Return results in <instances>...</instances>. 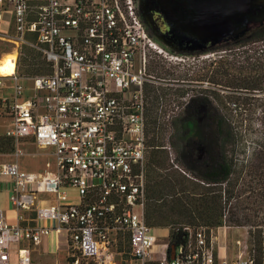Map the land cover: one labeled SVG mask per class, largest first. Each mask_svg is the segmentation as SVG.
<instances>
[{
    "label": "built area",
    "instance_id": "2783aa9c",
    "mask_svg": "<svg viewBox=\"0 0 264 264\" xmlns=\"http://www.w3.org/2000/svg\"><path fill=\"white\" fill-rule=\"evenodd\" d=\"M149 29L143 0H0V36L51 63L48 73L0 75V88L5 76L12 82L0 114L13 156L0 173L16 210L10 220L0 209V264H33L32 247L48 236L59 247L61 235L66 255L55 264H117L122 255L130 264H256L220 255L205 226H185L188 240L171 257L145 221L144 85L152 53L166 55ZM26 142L51 154L43 171L16 160ZM63 187L79 201L63 202Z\"/></svg>",
    "mask_w": 264,
    "mask_h": 264
},
{
    "label": "rangeland",
    "instance_id": "374dc122",
    "mask_svg": "<svg viewBox=\"0 0 264 264\" xmlns=\"http://www.w3.org/2000/svg\"><path fill=\"white\" fill-rule=\"evenodd\" d=\"M146 4L151 27L149 30L164 48L166 55L153 52L147 66L149 81L144 88L147 144L145 158H180L177 117L181 113L183 102L189 94L203 91L208 94L213 103L231 120L234 140L228 148L230 157L236 163L235 175L239 176L242 188L239 197L231 200L232 206L225 211L220 224L206 230L212 236L214 248L220 255L228 259L238 256L253 257L250 231L264 229V180L259 184L256 180L258 173L248 171L249 167L242 169V165L249 158H264V39L243 46L235 44L225 49H209L223 40L235 38L243 29L264 21V0H248L246 5L236 8V11L225 17L227 19L223 18L224 22L212 26L203 18L197 19L199 27L192 19H185V15L176 12L170 2L167 4L165 0H147ZM192 6L199 12L198 3L192 2ZM2 29L7 31V36H12V22L9 25L3 23ZM15 47L9 38L0 36V75H4L1 60L9 53L16 57L15 69L21 75L30 60L44 61L42 55L26 43ZM47 70L45 64L39 72ZM220 73L228 83H238L241 78L252 75L260 77L262 87L249 92L234 88L235 84L227 86L213 83L211 76L217 77ZM26 85L30 83L27 82ZM235 97H239V102L234 100ZM9 146L10 153L12 146ZM23 149L26 153L16 160L26 169H40L44 160L52 161L47 149L29 143L23 145ZM189 151L192 158L202 154L198 144L190 146ZM168 163L175 167L174 161L170 160ZM168 163L165 167H169ZM260 173L264 178L263 162ZM63 189L67 194L63 202L79 201L75 187ZM256 190L263 192L258 198L254 196ZM157 237L159 241L168 240L165 230L158 231ZM53 241V237H47L49 251L54 250ZM126 259L125 255L118 256L117 264H130Z\"/></svg>",
    "mask_w": 264,
    "mask_h": 264
},
{
    "label": "trees",
    "instance_id": "16d2710c",
    "mask_svg": "<svg viewBox=\"0 0 264 264\" xmlns=\"http://www.w3.org/2000/svg\"><path fill=\"white\" fill-rule=\"evenodd\" d=\"M261 39H264V23L246 30L234 40L212 46L209 50L230 48L235 44L243 46ZM43 60H30L23 74H18L29 77L50 72L51 63L45 58ZM45 64L48 70L39 72ZM225 80L221 73L217 77L211 76L215 84H235L234 88L249 92L262 87L260 77L253 75L241 78L238 83ZM213 92L218 94L217 91ZM234 100L239 102L240 99L235 97ZM177 122L180 128V158H145L144 164V218L151 226L168 227V252L172 246L186 244L188 232L185 226H205L209 230L220 224L225 211L232 206L231 200L239 197L242 188L239 176L235 175L236 163L230 157L228 148L234 140L231 120L213 103L209 95L204 91L189 94L183 102ZM194 144L200 145L202 149L201 156L197 158L190 157L189 147ZM170 160L174 161V168L168 163ZM262 162L264 158H249L242 165V169L249 167L248 171L258 173L256 180L259 184L264 180L260 173ZM166 163L169 167H165ZM262 194L256 190L254 196L258 198ZM250 234L254 261L256 264H264V229L258 228L254 232L250 231Z\"/></svg>",
    "mask_w": 264,
    "mask_h": 264
},
{
    "label": "crops",
    "instance_id": "0c3cea01",
    "mask_svg": "<svg viewBox=\"0 0 264 264\" xmlns=\"http://www.w3.org/2000/svg\"><path fill=\"white\" fill-rule=\"evenodd\" d=\"M4 79L6 81V85L4 87L0 88V95H9L11 93V90H12V88H11L12 82L10 81V77H8V76H6ZM27 82H28L27 80L24 82L25 85L27 84ZM26 86H29V85H26ZM28 90L29 89L26 90V93L29 94ZM9 121H10L9 117L0 114V162L13 160V156H11L9 154V148H8L10 141L8 138H6L4 136V130L6 129ZM7 142L9 143L8 146H7ZM27 143H29L30 145L33 144L31 142H26V143H24V145ZM46 161H50V160H46ZM46 161L45 160L43 161V167L42 168H40V169L39 168L38 169H29V170H36V171L44 170ZM52 161H53V158H52ZM52 161H50V162H52ZM20 166H21V164H20ZM22 168H24V167H22ZM24 169H26V168H24ZM10 184H11L10 180L6 176H4L0 173V209L3 210V212L5 213V215L7 216L8 219L13 220L16 216V210L12 207L11 202L9 200ZM41 223H47V222L42 221ZM156 228H159V230H162V228H166V230L168 231V227H156ZM60 237H61V242L59 244V247H55V245H54V250H52V249L50 251L48 250L47 238H44V240L40 244L33 246L32 247L33 264H53V263H57V262H62L61 260H64L65 255H66V245L63 242L64 236L61 235Z\"/></svg>",
    "mask_w": 264,
    "mask_h": 264
},
{
    "label": "water",
    "instance_id": "95a60500",
    "mask_svg": "<svg viewBox=\"0 0 264 264\" xmlns=\"http://www.w3.org/2000/svg\"><path fill=\"white\" fill-rule=\"evenodd\" d=\"M194 3H198L199 6V15L200 18H203L205 21L209 23L212 17H215L216 23L224 22L225 17H228L231 13L236 11V8L240 6L246 5L248 0H241L243 2L239 3L237 0H192ZM145 7V2H144ZM146 11V8H145ZM146 17L148 19V15L146 12ZM223 18H225L223 20ZM170 256H174V247H171Z\"/></svg>",
    "mask_w": 264,
    "mask_h": 264
},
{
    "label": "flooded vegetation",
    "instance_id": "af4514ba",
    "mask_svg": "<svg viewBox=\"0 0 264 264\" xmlns=\"http://www.w3.org/2000/svg\"><path fill=\"white\" fill-rule=\"evenodd\" d=\"M143 1L145 2V8H146V12H147V15H148V9H147V4H146V3H147V0H143ZM255 1H257V0H255ZM261 1H262V0H261ZM165 2H166L167 4H168L169 2L172 3V4H173V9H174L176 12L178 11V12L181 13V15H185V16H184L185 19H192V21H194L195 24L198 25V27H199L200 24H198L197 19H200V15H199V12L196 11V9L192 6V2H193L192 0H165ZM242 2H243V1H242ZM193 3H194V2H193ZM239 3H241V2H239ZM239 3H238V4H239ZM191 11H193V12L191 13ZM148 19H149V18H148ZM148 19H147V21H148V25H149V28H151ZM199 22H200V21H199ZM263 23H264V21L260 22V23L257 24V25L251 26V27H249V28H245V29H243L242 32L239 33L235 38L226 39V40H223V41H221V42L234 40V39L238 38L240 35L244 34V32H245L246 30H248V29H250V28H252V27L258 26V25H260V24H263ZM215 24H217V23H216V19H215V17H212V18L210 19V21H209V26H212V25H215ZM221 42L216 43V44H214L213 46H215V45H217V44H220Z\"/></svg>",
    "mask_w": 264,
    "mask_h": 264
},
{
    "label": "bare ground",
    "instance_id": "6f19581e",
    "mask_svg": "<svg viewBox=\"0 0 264 264\" xmlns=\"http://www.w3.org/2000/svg\"><path fill=\"white\" fill-rule=\"evenodd\" d=\"M237 2H242L241 0H237ZM15 59L13 53L6 54L1 60V70L5 75L11 74L15 68Z\"/></svg>",
    "mask_w": 264,
    "mask_h": 264
}]
</instances>
